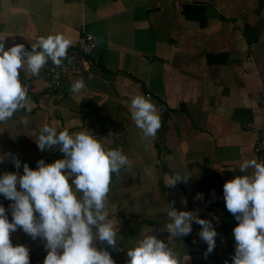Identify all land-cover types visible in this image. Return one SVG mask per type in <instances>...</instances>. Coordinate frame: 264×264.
<instances>
[{
	"label": "crops",
	"instance_id": "0c3cea01",
	"mask_svg": "<svg viewBox=\"0 0 264 264\" xmlns=\"http://www.w3.org/2000/svg\"><path fill=\"white\" fill-rule=\"evenodd\" d=\"M82 32L95 42L90 76L67 68L51 90L43 69L38 76L21 70L31 111L0 123V175L23 174L25 163L36 169L38 160L64 158L58 147L38 148L44 124L58 132H88L105 149L120 148L131 162L112 174L108 194L117 246L97 240L98 250H107L115 264H127V249L150 233L178 256H189L186 264H232L238 221L225 206L223 184L250 174L241 173L239 164L256 159L253 142L264 134V0H0L6 50L24 44L31 51L38 37L57 33L72 41L70 50ZM80 79L85 87L73 94L70 86ZM135 95L150 97L158 109L162 127L155 139H142L131 120ZM24 118L27 126L20 123ZM12 157L19 159V170ZM175 173L188 175L187 183L166 186ZM11 203L0 194L9 222ZM168 206L211 221L218 234L211 253L205 257L207 244L194 221L189 235L169 236ZM10 240L28 248L29 264H43L42 238L17 228Z\"/></svg>",
	"mask_w": 264,
	"mask_h": 264
},
{
	"label": "clouds",
	"instance_id": "9594fccd",
	"mask_svg": "<svg viewBox=\"0 0 264 264\" xmlns=\"http://www.w3.org/2000/svg\"><path fill=\"white\" fill-rule=\"evenodd\" d=\"M71 46L70 39L57 33L38 37L31 51L24 44H14L6 50L4 37H0V123L20 110L31 111L28 86L20 80L21 70L38 76L49 60L59 67L68 58ZM84 87L82 79L76 80L70 91L78 94ZM129 110L142 139H155L162 123L151 98L133 96ZM20 123L27 126L29 121L24 118ZM36 143L42 151L58 147L64 158L50 164L38 160L36 169L25 163L23 174L17 171L0 175V194L12 202L11 222L0 205V264H29L28 248L11 243L10 233L17 228L33 239L44 240L47 254L43 264H115L110 253L98 250L95 242L117 246V223L108 218L107 200L112 174L120 175L121 169L130 166V160L120 148L105 149L88 132L70 134L67 129L58 132L48 124L41 127ZM4 159L0 156V162ZM12 163L19 170V159L12 157ZM239 170L251 172L223 184L225 206L238 221L233 228L236 245L232 264H264V162L244 159ZM145 172L151 174L148 169ZM181 180L187 183L188 175H169L166 186L175 187ZM197 198L202 199V194ZM181 202L186 204L185 200ZM168 207L170 222L164 228L169 236L189 235L194 221L201 225L198 235L207 244L205 257L211 253L218 235L211 221L190 211ZM127 257V264H186L190 260L187 255L178 256L168 243L150 233L127 249Z\"/></svg>",
	"mask_w": 264,
	"mask_h": 264
},
{
	"label": "built area",
	"instance_id": "2783aa9c",
	"mask_svg": "<svg viewBox=\"0 0 264 264\" xmlns=\"http://www.w3.org/2000/svg\"><path fill=\"white\" fill-rule=\"evenodd\" d=\"M95 42L91 34L82 32L76 42L75 46L68 50V58L65 59L61 66L57 67L49 60L43 68V77L47 80L51 90L57 89L60 77L63 71L67 68L80 69L86 72V76L91 75V57ZM252 60V56L248 57ZM70 61V62H69ZM159 111L164 110L163 105L158 106ZM253 152L258 162H264V134H257L253 142Z\"/></svg>",
	"mask_w": 264,
	"mask_h": 264
}]
</instances>
